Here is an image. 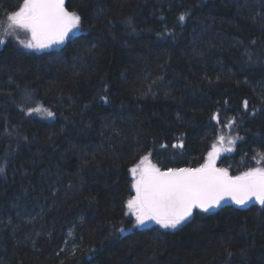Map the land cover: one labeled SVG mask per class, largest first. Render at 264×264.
<instances>
[{
  "label": "trees",
  "instance_id": "16d2710c",
  "mask_svg": "<svg viewBox=\"0 0 264 264\" xmlns=\"http://www.w3.org/2000/svg\"><path fill=\"white\" fill-rule=\"evenodd\" d=\"M20 4L0 0V34ZM65 6L81 31L61 48L0 44V264H264L260 203L195 210L176 229L133 228L126 206L144 155L197 168L240 137L215 164L264 167V0Z\"/></svg>",
  "mask_w": 264,
  "mask_h": 264
},
{
  "label": "snow or ice",
  "instance_id": "6c2138e0",
  "mask_svg": "<svg viewBox=\"0 0 264 264\" xmlns=\"http://www.w3.org/2000/svg\"><path fill=\"white\" fill-rule=\"evenodd\" d=\"M186 14L178 21L183 23ZM7 27L0 34V44L5 37L13 35L17 29L27 33V39H18L19 44L28 49L42 50L63 44L75 32L81 31V16L68 11L65 0H22L17 10L6 12ZM129 23H131L129 21ZM30 99L31 94L25 93ZM247 107V101L244 102ZM44 111L48 117L54 113L41 106L28 108V113ZM212 119L219 122L218 114ZM230 124L235 121H229ZM224 137H219V145H212L204 164L197 168H168L161 170L148 162L149 157H141V163L130 169L133 176L132 188L135 194L126 202L128 214L135 217L133 228L155 222L164 229H176L199 209L207 212L219 207L225 198H230L241 207L255 199L264 205V167L249 168L239 175L231 176L227 169L215 167L221 152L234 150L237 139H229L232 147H224ZM173 147H183L176 144ZM264 158V157H262ZM259 163V161L257 162ZM4 172L0 168V174ZM125 232V228H120Z\"/></svg>",
  "mask_w": 264,
  "mask_h": 264
},
{
  "label": "rangeland",
  "instance_id": "374dc122",
  "mask_svg": "<svg viewBox=\"0 0 264 264\" xmlns=\"http://www.w3.org/2000/svg\"><path fill=\"white\" fill-rule=\"evenodd\" d=\"M74 34V33H73ZM73 34L70 36V38L73 36ZM8 37H10L11 38V40L13 41V43H15V44H17V46H19L20 48H23V49H25V50H33V51H44V50H55V49H59V48H61L70 38H68L63 44H59V45H56V46H54V47H52V48H46V49H42V50H35V49H28V48H25L23 45H21V44H19V42H18V39H17V37L19 38V39H27V33L26 32H24L23 30H20V29H17L16 31H15V33L13 34V35H8ZM37 106H41L42 107V109H45L42 105H37ZM36 105L34 106V107H37ZM34 107H32V108H34ZM48 110V109H47ZM32 117H35V118H38V119H41V120H45V121H49V120H52L53 118H54V116L53 117H48L47 115H46V113L42 110L41 112H39V113H36V112H33V113H31L30 114ZM144 156H148L149 157V160H148V162H146V163H149V164H151V165H154L153 163H152V161H151V159H150V156L149 155H144ZM143 157V156H142ZM216 162V161H215ZM141 163V158L137 161V163L135 164V165H133L132 167H134V166H136L137 164H140ZM215 166H217L216 164H215ZM131 167V168H132ZM131 178H132V181H133V176H132V173H131ZM133 195L135 194V190L133 189ZM127 215L128 216H132L131 214H128L127 213ZM132 218L134 219V221H135V217L134 216H132Z\"/></svg>",
  "mask_w": 264,
  "mask_h": 264
},
{
  "label": "water",
  "instance_id": "95a60500",
  "mask_svg": "<svg viewBox=\"0 0 264 264\" xmlns=\"http://www.w3.org/2000/svg\"><path fill=\"white\" fill-rule=\"evenodd\" d=\"M65 7H66V6H65ZM215 167H217V168H219V169H222V168H220V167H218V166H215ZM162 171H163V170H162ZM229 175H231V174H229ZM231 176H233V175H231ZM255 203H259V202L255 201V199H253V200L250 201L247 205L255 204ZM225 206H235V207H237V206H239V205H236L233 201H231L230 198H225V200H223V201L221 202V205H220L219 207L211 208V209H209L208 211L217 210V209H220V208L225 207ZM196 210H199V209H196ZM194 211H195V210H194ZM200 211H202V210H200ZM150 223H151V222H150ZM150 223H148V224H146V225H144V226H148V225H150ZM144 226H143V227H144Z\"/></svg>",
  "mask_w": 264,
  "mask_h": 264
}]
</instances>
